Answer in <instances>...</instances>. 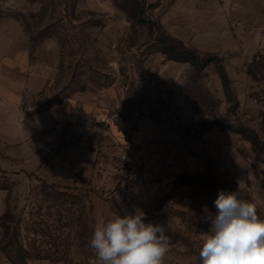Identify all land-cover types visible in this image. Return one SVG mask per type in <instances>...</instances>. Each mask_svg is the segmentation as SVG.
Returning a JSON list of instances; mask_svg holds the SVG:
<instances>
[{
  "label": "rangeland",
  "instance_id": "obj_1",
  "mask_svg": "<svg viewBox=\"0 0 264 264\" xmlns=\"http://www.w3.org/2000/svg\"><path fill=\"white\" fill-rule=\"evenodd\" d=\"M158 36L215 59L194 65ZM52 39L58 50H47ZM8 45H25L51 74L20 115L116 86L124 92L110 115L117 128L130 136L143 121L162 126L188 159L150 166L134 145L87 143L90 159L68 174L2 168L0 148V264H98L94 227L125 213L165 227L163 264H200L220 190L256 204L264 219V0H0V66Z\"/></svg>",
  "mask_w": 264,
  "mask_h": 264
},
{
  "label": "crops",
  "instance_id": "obj_2",
  "mask_svg": "<svg viewBox=\"0 0 264 264\" xmlns=\"http://www.w3.org/2000/svg\"><path fill=\"white\" fill-rule=\"evenodd\" d=\"M6 55L0 66V148L6 154L2 168L41 172L48 166L71 174L90 159L87 143L101 150L134 145L150 166L174 162L175 157L188 159L184 146L166 142L168 133L162 126L143 121L130 136L117 128L110 115L123 102L124 92L116 86L78 92L46 110L20 115L25 99L46 87L51 74L48 66L30 62L25 45H8ZM97 114L110 117L111 122H94ZM61 141L64 144L57 146ZM207 143L210 148L215 138ZM0 192L5 198V190Z\"/></svg>",
  "mask_w": 264,
  "mask_h": 264
},
{
  "label": "clouds",
  "instance_id": "obj_3",
  "mask_svg": "<svg viewBox=\"0 0 264 264\" xmlns=\"http://www.w3.org/2000/svg\"><path fill=\"white\" fill-rule=\"evenodd\" d=\"M54 39L47 50H58ZM236 191L220 190L215 216L204 233L200 264H264V219L256 204L238 199ZM171 236L163 225L145 223L144 215L125 213L94 227L90 247L98 264H163Z\"/></svg>",
  "mask_w": 264,
  "mask_h": 264
},
{
  "label": "trees",
  "instance_id": "obj_4",
  "mask_svg": "<svg viewBox=\"0 0 264 264\" xmlns=\"http://www.w3.org/2000/svg\"><path fill=\"white\" fill-rule=\"evenodd\" d=\"M132 1H134V3L137 4V0H132ZM157 40L162 45L168 47V49L170 51H172L173 53L178 54V55H184L194 65H198V64H201V63L210 61L212 59H215V57H212V56L198 57L193 51L188 50V49H182V50L177 51L170 44V39L167 36H158L157 37ZM220 77H221V82H222V86H223L224 92L227 95H229V82H228V77H227L226 73L223 70L220 71ZM228 126L232 130H234L236 132H239V133H249V134H251L252 137H253L254 143L255 144H258L259 143L256 134L252 130H250L248 128H244V127H235L231 123H228ZM56 194H62V193H60L59 191H56ZM2 216H5V214L2 215Z\"/></svg>",
  "mask_w": 264,
  "mask_h": 264
},
{
  "label": "built area",
  "instance_id": "obj_5",
  "mask_svg": "<svg viewBox=\"0 0 264 264\" xmlns=\"http://www.w3.org/2000/svg\"><path fill=\"white\" fill-rule=\"evenodd\" d=\"M93 121L96 123H104V124H108L111 122V118L107 117V116H102V115H95L93 117ZM168 183V179L165 178L163 181H161V184L166 185Z\"/></svg>",
  "mask_w": 264,
  "mask_h": 264
}]
</instances>
